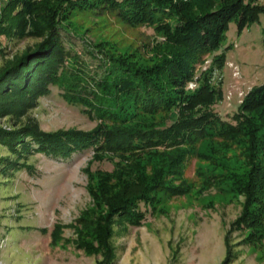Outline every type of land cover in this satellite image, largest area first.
<instances>
[{
    "label": "trees",
    "instance_id": "16d2710c",
    "mask_svg": "<svg viewBox=\"0 0 264 264\" xmlns=\"http://www.w3.org/2000/svg\"><path fill=\"white\" fill-rule=\"evenodd\" d=\"M113 12L124 23L145 25L159 35L155 58H136L132 52L112 51L106 41L92 42L101 54L103 74L96 78L63 43L61 29L84 37L70 21L74 12ZM264 5L257 0H9L0 8V37L38 38L0 65V175L29 167L28 156L42 153L68 158L91 147L95 160L116 154L111 170L86 168L90 203L75 221L76 246L86 254H100L98 264H112V239L117 230L139 226L146 210L153 211L158 193L181 194L171 175L179 166L191 134L213 133L226 143L246 147V168L209 184L243 197L240 214L224 237L220 264L236 258L229 234L240 230V244L256 245L264 238V82L244 95L231 119H222L212 106L222 99L209 83L210 71L195 67L218 49L228 23L238 30L257 21ZM85 41L87 39L84 38ZM0 48V54L2 53ZM224 63V54H214ZM51 86L63 98L98 119L89 131L75 128L45 131L33 117H24L47 96ZM164 112V123L152 115ZM175 113V118H169ZM55 224L52 235L58 234Z\"/></svg>",
    "mask_w": 264,
    "mask_h": 264
},
{
    "label": "rangeland",
    "instance_id": "374dc122",
    "mask_svg": "<svg viewBox=\"0 0 264 264\" xmlns=\"http://www.w3.org/2000/svg\"><path fill=\"white\" fill-rule=\"evenodd\" d=\"M9 0H0V8ZM264 5V0H257ZM70 21L84 37L61 29L64 46L98 78L103 74L101 54L92 42L106 41L112 51L132 52L133 57L155 58L159 35L145 25L124 23L113 12H74ZM87 39V41L84 40ZM38 38L8 39L0 37V65L6 58L32 45ZM214 54H224V63L214 62ZM211 69L209 83L220 88L222 99L213 106L222 119H231L244 95L264 82V13L242 30L234 20L217 50L204 56L196 65L197 84L201 71ZM47 96L24 117H33L45 131L75 128L92 130L98 119L82 106L67 102L62 89L51 86ZM164 112L152 119L164 123ZM169 118H175L170 113ZM0 125L7 126L6 119ZM179 172L171 175L173 186L186 188L181 194L158 193L159 201L139 226L117 230L112 239L115 260L112 264H220L226 251L224 237L230 223L240 214L243 197L218 189L210 180L246 168V147L226 143L213 133L191 134ZM264 160V151H262ZM7 149L0 145V154ZM88 147L68 158L34 153L28 156L29 167L13 174L0 175V264H98L100 254H86L76 246L75 221L89 205L86 168L111 170L116 154L95 160ZM59 224L58 234L52 235ZM236 258L229 264H264V238L256 245L240 244L243 233L229 234Z\"/></svg>",
    "mask_w": 264,
    "mask_h": 264
}]
</instances>
